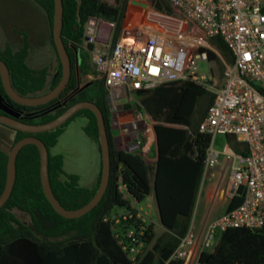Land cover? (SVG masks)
<instances>
[{
    "label": "trees",
    "instance_id": "16d2710c",
    "mask_svg": "<svg viewBox=\"0 0 264 264\" xmlns=\"http://www.w3.org/2000/svg\"><path fill=\"white\" fill-rule=\"evenodd\" d=\"M45 12L51 34V43L58 56L52 27L55 1L34 0ZM159 12L173 14L166 0H150ZM63 40L72 60V78L65 91L54 101L44 106L25 107L13 102L6 94L1 78L0 91L10 106L28 114L24 119L30 124L48 123L74 104L90 101L102 110L108 129L111 146V178L101 203L89 214L79 219H66L55 212L45 196L41 183L40 153L35 145L24 147L17 159V179L13 193L0 209V264H185V260L172 259L181 240L191 230L200 189L203 182L207 152L211 146V135L200 133L201 123L206 119L215 95L189 81L172 82L157 88L137 91L140 107L155 124L157 136L156 166L149 165L141 154L118 150L111 134V105L106 79L102 78L82 86V78L92 75L90 65L93 45L84 47L86 26L92 19L114 24L113 43L123 31L130 0H63ZM29 36L24 33L20 50L8 46L0 51L9 70L16 92L22 96H38L53 90L61 80V61L57 71L51 75L47 68H31L27 59L31 53ZM211 44L219 50L227 63L234 57L227 43L216 37ZM80 63H77V54ZM210 60L218 61L221 72L225 65L220 57L209 50ZM51 77V79H50ZM86 85V88H84ZM44 94V93H43ZM14 108V109H15ZM78 116L89 120L85 132L99 142V129L95 115L89 110L79 112L55 131L28 134L16 132L14 144L19 140L35 136L41 139L50 152V182L59 202L66 209L76 210L88 204L96 194L101 172L95 188L80 186L78 175L65 173L64 157L52 155L65 128ZM174 125L187 127L175 128ZM227 143L236 153L246 156L247 146L235 137L226 135ZM13 144V145H14ZM101 151V150H100ZM189 152H193L194 156ZM9 153L0 147V197L7 180ZM67 176L66 180L63 179ZM124 188V190L122 189ZM154 191L156 207L165 232L155 240V224L147 225L144 247L140 255L132 260L127 250L119 243L117 235L124 238L131 230H139L141 221L114 218L132 210V203H141ZM244 200L240 190L229 202L226 212L239 207ZM14 210L30 216L32 225L18 220ZM107 219V221H105ZM63 237V238H61ZM126 241V238H125ZM213 250H203L198 264H264V228H230L217 233ZM152 245V246H151Z\"/></svg>",
    "mask_w": 264,
    "mask_h": 264
},
{
    "label": "built area",
    "instance_id": "2783aa9c",
    "mask_svg": "<svg viewBox=\"0 0 264 264\" xmlns=\"http://www.w3.org/2000/svg\"><path fill=\"white\" fill-rule=\"evenodd\" d=\"M166 1L186 19L180 31L161 34L147 29H123L120 39L107 45V54L94 48L91 55L95 68L106 79L109 99L119 100L124 93L135 95L137 91L183 81L214 93V102L199 128L200 133L212 137L207 169L220 164L221 153L214 149L217 136L229 135L247 146L248 154L238 157L241 164L233 169L229 180L230 197L243 190V203L201 231L203 251L215 245L217 233L230 228H264V0ZM98 21L92 19L86 26L87 47L96 43ZM187 26L191 31L185 29ZM216 37L223 38L229 46L233 63H227L211 44ZM209 50L220 57L225 65L223 72L218 61L210 60ZM203 62L209 65L212 76L201 69ZM148 118L139 113L123 126L129 151L134 153L141 148V127ZM137 204L133 202L131 211L113 219L115 224L122 219L142 222L138 231L131 229L124 238L117 235L132 260L144 247L147 225L154 223ZM198 241L190 230L172 259L192 258Z\"/></svg>",
    "mask_w": 264,
    "mask_h": 264
},
{
    "label": "rangeland",
    "instance_id": "374dc122",
    "mask_svg": "<svg viewBox=\"0 0 264 264\" xmlns=\"http://www.w3.org/2000/svg\"><path fill=\"white\" fill-rule=\"evenodd\" d=\"M113 1L114 0H110L109 3H114ZM165 3L169 5L167 1H165ZM128 9L132 23L128 24V27L125 24L123 29L147 28L146 26L148 25L145 23L146 20L149 19L151 12L157 13L155 18L159 16L158 14L160 13L165 14L157 11L152 6L150 0H130ZM172 9L173 14L168 17L171 22L170 26H175V30L180 26L181 29L186 19L181 12L174 8ZM152 17L154 18L153 15ZM157 20H159V18ZM185 29L191 31L190 26L185 27ZM24 33L29 36L31 45V53L27 61L28 65L36 70L47 68L52 75L57 71L60 61L51 43L50 29L44 10L34 0H0V51L8 46L12 47L15 51L20 50L24 43ZM89 61L93 73L92 75H87L82 78V86L86 83L103 78L102 74L95 68L92 56ZM213 67L214 66L211 68L216 70V68ZM201 69L212 76V72L208 70L209 65L207 63H201ZM42 94L43 93L38 96ZM140 104L141 99L134 94L127 96V94L124 93L123 97L119 100L111 98L110 105L113 109H111L109 115L111 125L113 119L121 118L124 113H127L128 116L127 119L121 123L120 129L128 122L132 121V118L134 119L136 114L143 113L144 116H146L145 112L139 108ZM129 119L131 120L128 121ZM88 124L89 120L85 116L76 117L65 128V132L60 136L58 144L51 149V154L62 155L64 157L63 169L66 175H78L80 177V186L95 188L102 168V155L100 151V142H98L97 139L89 137L85 132V128ZM143 124V127L140 126L142 132L148 131V123L143 122ZM12 131V129L0 123V143L2 145L10 139ZM111 134L114 137L118 134V131L112 127ZM141 140L142 145H144L147 141V134L143 135ZM225 140V136H217L214 149L217 151L220 150ZM227 158L228 155L221 153L219 159L226 161ZM239 164H241V162L237 161L236 165L238 166ZM214 170L216 171V167L211 169V171ZM227 176L228 175L222 176L220 172L216 171L214 178L211 179L206 176L202 182L196 213L191 226V231L196 235V239H199L198 247L194 250L192 258L185 260V264H197L199 255L202 251V237L199 238L201 231L209 222L214 221L227 210V206L231 200L229 186L226 185L228 180ZM66 178L67 176L63 177L64 180H66ZM137 207L142 208L149 218L153 220L155 224V240L162 236L165 229L160 222L154 191L147 199L138 203ZM14 214L20 222L32 225V220L26 213L14 210ZM213 249L214 246L210 250Z\"/></svg>",
    "mask_w": 264,
    "mask_h": 264
},
{
    "label": "water",
    "instance_id": "95a60500",
    "mask_svg": "<svg viewBox=\"0 0 264 264\" xmlns=\"http://www.w3.org/2000/svg\"><path fill=\"white\" fill-rule=\"evenodd\" d=\"M55 1V12H54V21L52 27V35L54 44L58 53V56L62 65V77L59 84L50 92L40 95V96H22L16 92L12 85L10 70L7 64L0 59V77L3 88L7 96L14 101L15 103L25 106V107H38L43 106L51 101L59 98L61 94L65 91L68 84L72 78V60L69 54V51L63 40V27H64V2L63 0H54ZM98 53L107 54L108 48H102L100 51L96 50ZM77 54V63H80L78 51ZM58 71L56 75H58ZM89 85H86V88ZM0 109H4L7 112V115L0 114V123L15 130L28 134H40L55 131L73 117H75L79 112L83 110L91 111L96 119L99 129V142L100 150L102 155V172H101V181L99 188L91 199V201L86 204L84 207L76 210L66 209L57 199L54 194L49 175V162H50V152L46 144L39 138L35 136L25 137L15 143L9 153L8 165H7V180L4 192L0 197V209L3 208L6 203L9 201L17 179V159L21 150L28 145H35L40 153L41 161V183L45 193V196L51 203L53 209L57 214L66 218V219H79L84 217L93 211L103 200L107 189L110 184L111 178V146L110 139L108 134V129L106 125L105 116L102 110L93 102L82 101L74 104L68 108L63 114H61L56 119L44 123V124H30L22 122L19 117L20 114L15 111L7 108L3 104L2 96L0 93ZM131 152V151H128Z\"/></svg>",
    "mask_w": 264,
    "mask_h": 264
},
{
    "label": "crops",
    "instance_id": "0c3cea01",
    "mask_svg": "<svg viewBox=\"0 0 264 264\" xmlns=\"http://www.w3.org/2000/svg\"><path fill=\"white\" fill-rule=\"evenodd\" d=\"M107 2H110V0H107ZM110 4L114 5L115 2L110 3ZM152 15L154 16V18L152 17ZM156 15H157L156 12H151L149 19H147L146 23H145L146 25H148V26H146L147 28H140V29H147V30L154 31L157 33H161V34H173V33H177L178 31H180V26L177 27L176 30H175V26H173V25L170 26L171 22L168 19L169 15L160 13V14H158L159 16H157L155 18ZM158 18H159V20H157ZM126 19H128V20L125 21V24L128 27L129 26L128 24L132 23L131 18H130V14H129V9L127 12V18ZM113 33H114V27L112 26V24L105 22L103 20H99L98 23H96V30H95V38H96V43L94 45L95 50L100 51L102 48H106L107 45L110 42H112V40H113ZM84 47L87 50V46L85 45V40H84ZM79 59H80V56H79ZM27 61H28V59H27ZM111 109H112V107H111ZM120 109H122V108H120ZM129 112H132V111H129ZM144 112L149 117V122H148L149 129H148V131H145V132L143 131L142 136L147 134V141L145 142L144 145H141V148L139 149V151H136L134 153L135 154H141L145 158L146 162L149 165L154 167V166H156V162H157V144H156L157 136H156V132L154 129V125L160 124V122H156L155 120L152 119V117L146 111H144ZM127 116H128V114L124 113V115L121 118L113 119V122H112V127L118 131V134L113 137L115 146L118 150L129 151V149H130V148L128 149V146H127L129 144V141L127 139L128 137L124 134V132L122 130L123 127H122V129H120L121 123L127 119ZM130 120L131 119H129L128 121H130ZM115 122H117V123H115ZM172 127L188 129L187 127L180 126V125H174ZM15 138H16V132L12 131L10 139L7 142H5L3 145L0 143L1 149L3 151H5L6 153H9V151L12 149ZM218 151L224 155H228V158L226 159V161L220 160V164L216 167V171L220 172L222 174V176L228 175L227 176L228 180H227L226 185L229 186V180H230L232 171L234 168L237 167V165H236L237 161H240L238 157H240L242 155L239 153H236L233 150V148L227 143L226 140L223 144V147ZM189 154L194 156L193 152H189ZM216 171L215 170L211 171V169H207V166H205L203 180L206 176L210 177L211 179L214 178ZM219 217H217V218H219Z\"/></svg>",
    "mask_w": 264,
    "mask_h": 264
},
{
    "label": "flooded vegetation",
    "instance_id": "af4514ba",
    "mask_svg": "<svg viewBox=\"0 0 264 264\" xmlns=\"http://www.w3.org/2000/svg\"><path fill=\"white\" fill-rule=\"evenodd\" d=\"M92 56V55H91ZM72 69H73V66H72ZM56 73H57V71H56ZM1 78V77H0ZM59 84V83H58ZM48 92H50V91H48ZM47 91H45V92H43L44 94H46V93H48ZM0 93H1V91H0ZM43 95V94H42ZM1 96H2V93H1ZM2 100H3V104H5V106L7 107V108H9V109H11V110H13V111H15L16 113H19L20 114V117H19V119L22 121V122H24V123H26L25 121H24V119L25 118H27V116H28V114L27 113H25L24 111H21V110H18V109H16L13 105L12 106H10L9 105V103H6L5 102V100L3 99V96H2ZM108 100H109V102H110V100L111 99H109V97H108ZM54 101V100H53ZM14 102V101H13ZM52 102V101H51ZM49 104V103H48ZM47 105V104H46ZM44 106V105H43ZM15 108V109H14ZM0 114H3V115H7V112L4 110V109H0ZM11 129V128H10ZM13 130V129H12ZM13 131H15V130H13Z\"/></svg>",
    "mask_w": 264,
    "mask_h": 264
},
{
    "label": "clouds",
    "instance_id": "9594fccd",
    "mask_svg": "<svg viewBox=\"0 0 264 264\" xmlns=\"http://www.w3.org/2000/svg\"><path fill=\"white\" fill-rule=\"evenodd\" d=\"M128 152V151H127ZM130 153H133V152H130ZM232 199V198H231Z\"/></svg>",
    "mask_w": 264,
    "mask_h": 264
}]
</instances>
